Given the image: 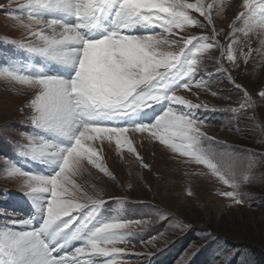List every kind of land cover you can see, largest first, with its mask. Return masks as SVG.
<instances>
[{
    "label": "snow or ice",
    "instance_id": "obj_1",
    "mask_svg": "<svg viewBox=\"0 0 264 264\" xmlns=\"http://www.w3.org/2000/svg\"><path fill=\"white\" fill-rule=\"evenodd\" d=\"M214 7L200 0H26L17 9H6L27 13V24L14 16L27 32L25 40L14 43L46 62L44 67H0V77L33 91L34 98L26 104L28 119L45 135H38V140L29 137L33 142L28 148L32 159L50 171L43 175L13 169L12 174L26 177L25 195L43 223L31 228V218L12 217L10 224L0 228V264H81L84 257H88L84 264H117L114 258L125 251L117 245L126 243L147 222L120 215L98 220L105 203L101 193L89 194L71 178L86 162L107 171L97 156L104 141L115 140L117 149L127 145L129 152H135L129 129L150 132L174 152L206 165L219 182L232 188L217 194L242 202L238 189L248 179V170L225 163L235 159L226 144L221 153L201 148L213 138L201 130L205 120L196 110L208 111V105L177 95L179 89H189L204 59L213 58L211 49L221 51L218 62L226 58L236 64L232 44L224 47L215 39L220 33L214 24ZM243 9L230 25L233 31L264 28V0H243ZM236 21L244 28L237 29ZM189 25L210 30L211 36L176 31ZM241 54L247 59L248 53ZM229 79L244 97L239 108L231 111L251 108L254 101L247 89L235 83L230 73ZM259 95L264 97V91ZM17 226L30 230H15ZM74 240L81 246L67 251ZM57 250L64 254L54 255Z\"/></svg>",
    "mask_w": 264,
    "mask_h": 264
},
{
    "label": "rangeland",
    "instance_id": "obj_2",
    "mask_svg": "<svg viewBox=\"0 0 264 264\" xmlns=\"http://www.w3.org/2000/svg\"><path fill=\"white\" fill-rule=\"evenodd\" d=\"M25 2L0 0V67L31 64L33 56L14 43L27 38L25 28L14 16H21L27 24V13L6 11ZM200 2L214 3L212 14L220 33L215 39L224 47L232 44L237 60L235 65L226 58L218 62L221 51L211 49L213 58L204 59L189 89L181 88L177 95L208 105V111L196 110V115L205 120L201 130L213 138L204 141L201 148L221 153L226 144L235 159L225 163L248 170V179L238 189L242 202L234 203L231 198L218 195V190L232 188L219 182L206 165L174 152L152 138L150 132L127 133L135 152H129L127 145L117 149L115 140L104 141L97 156L107 171L86 162L71 179L89 194L101 193L105 203L99 208L98 220L120 215L147 222L126 243L117 245L125 250L114 258L117 264H257L254 248L264 253V97L259 95L264 91V28L233 31L230 25L244 10L243 0ZM189 12L204 19L194 10ZM236 27L243 29L244 25L236 21ZM176 31L181 35L187 31L191 35L211 36L210 30L193 25ZM241 53H248L247 59ZM34 60L33 65L43 67L38 58ZM229 73L251 95V108L231 111L239 108L244 97L230 82ZM196 81L207 86H198ZM32 98L33 91L28 86L0 77V228L10 224L12 217L29 219L31 210L28 216L20 211L26 207L33 210L34 206L25 195L26 177L12 174L13 169L43 175L50 171L49 166L32 159L28 148L33 142L29 137L38 140V135H45L29 122L30 109L26 104ZM176 142L180 140L177 138ZM191 229L193 236L187 235ZM79 246L80 241L68 251ZM86 259L82 258L81 264Z\"/></svg>",
    "mask_w": 264,
    "mask_h": 264
},
{
    "label": "bare ground",
    "instance_id": "obj_3",
    "mask_svg": "<svg viewBox=\"0 0 264 264\" xmlns=\"http://www.w3.org/2000/svg\"><path fill=\"white\" fill-rule=\"evenodd\" d=\"M35 58H38L39 59V61L43 64V67L45 66V64H46V62L45 61H43V59L41 58V57H35V56H33L32 57V59H31V64H33V62L35 61L34 59ZM35 65V64H34ZM49 67L51 66V65H48ZM184 97L185 98H187V96H185L184 95ZM130 131H132V130H129L128 132H130ZM36 162H39V160H36ZM42 163V162H41ZM33 204V203H32ZM32 208H33V210L32 209H30V208H28V207H26L25 208V210H22V211H20V212H23L24 213V216H28V212H29V210H31L30 211V218L31 219H33V217L32 216H34V219L39 223V226L43 223V218H42V215H40V213L38 212V209L35 207V206H32ZM36 208V209H35ZM33 227L31 226V228H38L39 226H37L36 224H35V222H33ZM15 230H20V228H17V229H15ZM22 230H30V229H22Z\"/></svg>",
    "mask_w": 264,
    "mask_h": 264
},
{
    "label": "trees",
    "instance_id": "obj_4",
    "mask_svg": "<svg viewBox=\"0 0 264 264\" xmlns=\"http://www.w3.org/2000/svg\"><path fill=\"white\" fill-rule=\"evenodd\" d=\"M262 209H264V206L262 207ZM193 232L194 231L191 229L190 232L187 233V235L191 234L193 236ZM253 254L256 257L257 264H264V253L261 250L254 248Z\"/></svg>",
    "mask_w": 264,
    "mask_h": 264
}]
</instances>
